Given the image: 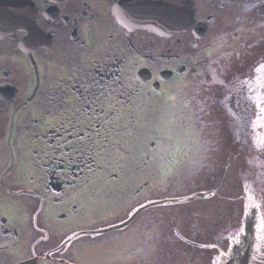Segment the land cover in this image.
I'll list each match as a JSON object with an SVG mask.
<instances>
[{"label":"flooded vegetation","instance_id":"af4514ba","mask_svg":"<svg viewBox=\"0 0 264 264\" xmlns=\"http://www.w3.org/2000/svg\"><path fill=\"white\" fill-rule=\"evenodd\" d=\"M191 2L194 15L190 27L161 36L147 29L122 26L113 13L118 0H57L56 3H51L50 0H0V264L13 263L24 255L25 252L21 249L11 253L2 241L9 238L12 241L9 247L15 248L20 233L27 228V216L30 212L34 213L35 208L39 213H43L44 226L50 230L56 229L54 225L68 217L60 215L59 219L51 209H43L39 202L33 209L31 198L10 195L13 192L5 186V182H9L5 178L13 171L16 159L15 155L11 156L13 164L9 167L12 162H7L6 154H14V148L11 147L14 139L23 134L26 122H33L38 116L42 104L49 100V94L56 95L57 89L61 91L62 86L75 79L76 75L79 76L78 72L89 76L96 72L100 74L114 70L113 74L124 76L127 83L133 86H137L139 82H143L139 85L141 88L149 84L159 85L167 93L181 87L182 83L187 84L188 87L184 88L178 97L179 104L182 100L191 98L190 89L197 78V72L201 74L199 78H204L206 73H217L218 79L211 88L210 100L215 102L212 117L216 126L205 130L201 135V148L211 145L214 150L203 151V163L197 170H211L208 169L213 168L212 164H209V157L214 153L226 154L227 157L239 160L240 155L246 154L244 128L247 125L243 124V117L247 116L250 106L247 103L241 105V96L247 98L254 96V93L242 91L239 81H254L257 76L256 68L264 63V0ZM245 4L255 6L246 11ZM242 11L249 15L247 22L256 21L255 24L259 26L256 31H234ZM20 17H26L28 20V26L24 29L17 26ZM221 36L224 37V43L220 51L226 54L225 58L220 64L206 69L203 67L206 54L200 53L204 52L206 46L215 47L217 38ZM21 44L23 48L20 47ZM193 44H197L198 48L193 49ZM193 58H196V63L191 62ZM225 65L227 71L223 70ZM140 70L147 73L137 78V72ZM163 74L167 75L166 79L155 80L157 75L162 77ZM53 85L55 86L52 87ZM35 88V94L31 98ZM184 93H187V96ZM80 95V91L73 90L71 93H65V105H71ZM153 95L156 101L163 98L159 93ZM202 95L209 97L207 90ZM60 118L58 115L54 121H59ZM50 127L47 123L43 124L39 134L42 135ZM18 149L20 155L23 148ZM200 155V151L194 150L193 157ZM212 162L215 163L216 159L212 158ZM2 167H5V171H2ZM241 167L246 170L248 165ZM246 172L242 175V181H245ZM22 176L20 168L19 177L15 174L13 176L14 186L32 185L29 179ZM45 176V171H41L34 182L35 185H44L47 182ZM141 192L137 190L131 201L134 206L137 204L136 209L140 208L139 203L144 200L139 198ZM118 205L120 203L115 202L109 208ZM138 214L132 221L142 218L146 222L152 221L153 224L151 222L145 230L136 227L128 230V227H125L110 232L111 234L95 242L83 241L82 247L79 248L83 258L94 259L95 264H105L111 259L112 264H169L172 256H186L192 253L185 263L179 261L176 264H194L197 258L202 256L191 249L192 245L201 247L197 242L200 232L211 228L209 230H212V235H208L204 241V244H211L216 242L218 234L226 235L224 230L236 223L234 214L228 215L230 219L217 215L216 221L210 216L199 215L204 219L202 227L198 221L187 220L186 217L181 221L186 226L185 229L179 232H174L173 227L165 229V237L163 228L158 227V215L148 211L145 215ZM105 216L93 214V217L97 218ZM110 216L116 218L121 215ZM132 221L130 224H133ZM180 232H184L186 237H182ZM173 235L187 243L188 246L182 253L175 250L174 246L170 252L164 250L165 242L167 249L174 243ZM160 243L163 247L158 254H164L162 257H155L154 249ZM202 248L208 251V264H213L221 251L228 250L227 242L222 248ZM66 256L82 264L76 259L75 252L72 251Z\"/></svg>","mask_w":264,"mask_h":264},{"label":"snow or ice","instance_id":"6c2138e0","mask_svg":"<svg viewBox=\"0 0 264 264\" xmlns=\"http://www.w3.org/2000/svg\"><path fill=\"white\" fill-rule=\"evenodd\" d=\"M56 3L57 0H50ZM181 0H169L167 5L173 13L176 23L186 26L187 20L180 12ZM255 5L245 4V10ZM114 11L120 16L122 23L129 21L118 8ZM21 29L28 26L26 17H20L17 25ZM224 37H218L215 47L206 46L203 67L211 69L212 65L220 64L225 53L220 51ZM23 48V44L20 45ZM193 49L198 45L193 44ZM192 63H196L193 58ZM227 71V66H224ZM256 79H241L239 87L242 91L254 93L255 107L258 109L253 129L257 126L264 128V63L256 68ZM188 75V74H185ZM196 73L191 87L192 96L184 99L177 106V97L181 95L187 84L175 90V94L165 92L159 85H146L141 88L125 83L122 76H114L104 83L95 76L82 82L83 93L77 96L71 105H65L60 113L56 135L50 137L54 143L45 140V147L51 149L57 166L63 165L61 173L65 178L76 177L77 170L84 174L82 183H71L70 191L64 196L67 202H80L81 207L91 206L98 202L99 192L90 185L97 179L111 183L122 179L129 171L135 174L138 170L153 169L157 183L153 186L165 192L174 183H180L181 178H190L193 167L199 168L203 163V151L214 150L211 145L201 148V135L210 128H215L216 121L212 117L215 102L211 100V88L218 79V74H205L200 77ZM155 80H161L156 76ZM183 81V78H182ZM223 84V81H220ZM236 87V86H234ZM207 90L209 97L202 94ZM232 91V89H230ZM159 93L163 102L158 114L150 112L153 94ZM187 96V93H184ZM257 148L264 149V133L254 137ZM200 151L201 155L193 157V152ZM264 159V156L261 157ZM247 178L245 177V180ZM264 193V189H261ZM75 194V195H73ZM174 199V197H173ZM150 204L158 201L149 200ZM238 205L233 209L236 217L234 226L224 231L226 235L218 234L215 243L201 244V247L212 249L222 248L227 242V251H221L213 264H221L222 258L232 257L234 253H241L246 248L252 250V261L260 259L264 262V194L257 196L253 188L243 183L235 199L230 201ZM145 207L140 204L135 209L138 214ZM255 216L253 227L246 219ZM73 236L68 237L69 240ZM2 246V245H0ZM48 255H53L49 252Z\"/></svg>","mask_w":264,"mask_h":264},{"label":"rangeland","instance_id":"374dc122","mask_svg":"<svg viewBox=\"0 0 264 264\" xmlns=\"http://www.w3.org/2000/svg\"><path fill=\"white\" fill-rule=\"evenodd\" d=\"M239 18L237 20V23H235L234 31L237 30L239 33H242L243 30H251L254 29L255 31L259 26H257L255 22L250 23L247 22L249 20V15L246 12H240ZM255 24V25H254ZM78 79V78H77ZM77 84L75 83L74 86ZM53 85L52 87H54ZM175 88L173 91L170 92V94H175ZM179 97V96H178ZM177 97V102H179V98ZM254 96H249L247 98H244L243 95L241 96V105L247 103L250 104L252 107V113L251 118H255L257 115L258 109L255 107V101L253 99ZM44 107V106H43ZM50 111L54 110L49 109ZM256 112V113H255ZM244 122V120H243ZM30 122H26L25 126H29ZM251 131L249 133L248 142L250 145V152L253 155H249V151L247 150V143L246 145V154L240 155L239 159H232L233 157H227L226 154H217L214 153L212 157H209V164H212L213 168L209 171L202 172V169L200 171L193 170L190 176V178H182V181L180 183H174L173 186L170 187V190L167 192H162L161 194H158V196H155L152 194L155 191L162 190L156 189L153 186L157 183V178L154 175V172L152 169L147 170L142 176L139 178V180L142 182L144 178H147V180L151 181V186H147L145 190L140 194V199L144 200L143 202H140L139 204H147L149 203V200L154 201H163L164 199H169L172 204H167L163 202L161 206H151L144 210H141L138 215H145V212L148 211L152 213L153 215H158L159 217V224L158 227L163 228L164 236H165V229L173 227L172 230L174 232H179L185 229V225L181 222L183 219L191 220V221H198V223L201 225V227L204 225V219L201 218L199 215H207L212 218L213 221L217 220V215H224L226 218H229L228 215L235 216V213L233 209L235 207H238V205H233L230 203L231 200L235 199L236 195L240 192L241 185L245 182H247L252 188L253 191L261 193V189L264 184V177L262 179V176L264 175V159L263 162H260L257 159V156H264V149L257 148L254 144V137L257 135H254L252 133H264V128H260L257 126L255 129H253L252 122H250ZM31 133H33V128H30ZM33 135V134H31ZM15 140V139H14ZM257 155V156H256ZM247 157V158H246ZM212 158L216 159V162H212ZM227 158V159H226ZM54 160V159H53ZM247 163V164H246ZM248 165V170H244ZM210 166V165H209ZM240 167V168H239ZM2 171H5L2 167ZM239 168V169H238ZM59 171V170H58ZM246 172V180L242 181V175L244 172ZM14 174L15 171L10 172V174L5 178V186H8L9 189L12 190V192H17V196L29 198L27 193L21 192V189L14 186ZM68 180L70 177H67ZM34 191V190H33ZM210 193V194H209ZM257 194V196L262 195ZM42 195L41 191H35L34 195L32 196H40ZM206 195V196H205ZM144 196V197H143ZM208 196V197H207ZM174 197V199H173ZM202 197H206L205 199H201ZM38 197L31 198L33 201L32 208L37 205ZM67 200V199H66ZM128 201H124V203H121L120 205L116 206L115 209H112L113 215H121L117 216L116 218L112 219H104L99 221L100 219H97V221L93 224L94 228L102 227L105 225L110 224H119L124 219H127L130 215L134 213V210L136 209L137 204L134 206L133 204H130L128 207ZM177 202V203H175ZM139 206V205H138ZM126 207V208H125ZM37 208L34 209V213H29L28 219H29V225L26 226L27 228L22 231L18 237V243L15 245V248H9V250L13 251L14 253L18 250H25V255L37 253L39 251H50L54 248H64L62 252H56L57 255L65 256L68 251L75 252V257L78 261L82 262V264H95V260H88L86 258H83L82 251L79 249L82 247L83 243L79 242H73L72 244L68 245H61L63 241L68 239V237L72 236L73 233L78 231V226L76 225H82V224H90L92 220L94 219L93 214L90 208V212L86 213L84 212L83 215H77V216H68L67 218H64L63 222H58L54 225V227L58 230V232L47 230L46 226H44V216L43 213H39L36 211ZM87 209V207H83V210ZM148 209V210H147ZM146 210V211H145ZM87 215V216H84ZM100 215H110L107 212H103ZM189 215V216H188ZM67 220H70L68 223H65ZM162 220V221H161ZM152 222V221H151ZM151 222L144 221L142 218H139V221L137 218H135L134 221H132L133 224H129L127 227L128 230H131V228L136 227L141 230H145V227H149L151 225ZM161 222V225H160ZM255 222V219H254ZM52 224V223H51ZM67 224V225H66ZM153 224V222H152ZM254 226V224H253ZM66 227H71L67 230H64ZM211 228H207V230H203L200 232L197 236V242L198 244H204V241L206 240V237L208 235H212L210 232L212 230H209ZM63 230L65 232H63ZM182 237H186V234L184 232H180ZM79 237V236H78ZM76 237L74 241L78 238ZM113 237V236H111ZM166 237V236H165ZM94 237H86V239H93ZM78 240V239H77ZM76 240V241H77ZM174 243L171 244L169 249H167L166 242L164 243V250L167 252H170L171 249H173L172 246L175 247V250H179L180 253L182 251H185V248L187 243L181 239L180 237H176L173 235ZM196 242V241H195ZM12 244V242H9ZM191 248L192 251L195 253H199L202 256L197 258V261L194 264H208L207 261V250L206 248H202L199 245H192ZM77 247V248H76ZM163 247V244H158L157 248L155 250V257H162L164 254L163 252L158 254L161 248ZM190 248V247H189ZM79 252V254H77ZM63 253V254H61ZM158 254V255H157ZM192 255V253H190ZM190 254L179 255L177 257L172 256L171 260L168 261L169 264H176L179 261H183L184 263L188 258H190ZM184 256V257H183ZM74 259V258H73ZM110 261H106L105 264L109 263L112 264ZM121 263V262H120Z\"/></svg>","mask_w":264,"mask_h":264},{"label":"trees","instance_id":"16d2710c","mask_svg":"<svg viewBox=\"0 0 264 264\" xmlns=\"http://www.w3.org/2000/svg\"><path fill=\"white\" fill-rule=\"evenodd\" d=\"M91 78H92V75L88 77H78V79L76 78L75 83L77 85L72 87L71 90L80 91V93L82 94L83 91H82V88L80 87V84ZM63 90L66 91V93H68V91L65 88H63ZM66 102H67V99H65L64 97L63 101L57 104V108H54V110L52 111L50 110L45 111L43 114H41V116L38 115L36 117L38 120L33 121V124L31 126L34 131L33 133L26 134L25 139L27 141L28 147L23 149L24 153L31 154L29 157L30 161L26 158L25 165L21 166L23 172L25 171L29 175H33V176L35 175L36 170L41 169L42 167H43L42 171H47L45 173L47 174V176L52 175L53 173L56 172V174L53 176L57 177L58 179H56V182L53 185L55 188L56 186L58 188H57V191L52 190V195L55 196L59 200L61 199L62 201L66 200V197L64 196V194L70 191L69 185L71 183H78V184L82 183L83 175H88V173L86 172L84 174H81L77 170L75 179L72 176H69L70 179L68 180V178L64 177L61 171L57 170V168H63L62 165H59L58 167H56V165H54V162L46 161V159H50V160L53 159V155H52L51 149H47L45 147V140H47L48 143H54V140L50 138L57 134L55 127L53 125L58 126L59 124V121H54V118L57 119L58 115L60 116V113L64 111ZM154 103L151 102L150 112L152 114H158L162 103L159 104L158 101L156 100H154ZM45 123H47L48 125H51V127L49 128L48 131L42 133V135H39L40 126H42ZM43 164H46L45 165L46 167H44ZM190 167H193L194 169V166H190ZM147 170L149 169H146L145 171L138 170L135 174L129 171L127 175H124L122 177V179L113 180L111 183H108L104 181L103 179H97L94 184L90 185V187L94 188L96 191L99 192L98 201L103 202L101 203L102 205L100 204L101 208H106L107 206H109V204L112 203V201L123 203V201L131 199L133 197V194L144 183L148 181L147 178H144L142 182L139 180L142 174H144ZM34 182L35 181H32L33 185H35ZM107 186H110V188L107 189ZM113 196H117V197L114 198ZM62 203L63 202L60 203L59 201V203H55L54 206H58V208L61 209ZM78 203H79L78 200L76 202L71 203V207H74L73 210L75 209V212L77 211L75 215H80L84 211L83 207H81V205ZM92 204H96V202ZM84 207L88 208L89 206L85 205ZM61 213L65 214L66 211H62Z\"/></svg>","mask_w":264,"mask_h":264},{"label":"water","instance_id":"95a60500","mask_svg":"<svg viewBox=\"0 0 264 264\" xmlns=\"http://www.w3.org/2000/svg\"><path fill=\"white\" fill-rule=\"evenodd\" d=\"M169 0H120L116 4V8L123 13L124 17L129 21L128 25H135L143 27L144 29H166V30H181L184 29L192 18L191 4L189 0H181L178 5L181 12L180 14L186 18L187 25L182 26L175 22L172 10L167 6ZM118 19L120 16L117 15ZM121 21V19H120ZM255 216L253 215V224ZM250 232L254 231L252 228ZM252 250L246 248L241 253H234L232 257H227L222 260V264H264L260 259L252 261ZM16 264H73L71 262L52 258L50 256H35Z\"/></svg>","mask_w":264,"mask_h":264}]
</instances>
